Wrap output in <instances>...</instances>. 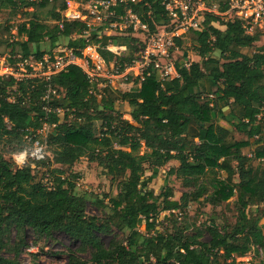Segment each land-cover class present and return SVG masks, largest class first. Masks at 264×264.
<instances>
[{"label": "trees", "instance_id": "trees-1", "mask_svg": "<svg viewBox=\"0 0 264 264\" xmlns=\"http://www.w3.org/2000/svg\"><path fill=\"white\" fill-rule=\"evenodd\" d=\"M203 2L218 13L229 9L228 0ZM66 10L67 0H0V49L21 57L10 61L17 64L31 57L54 58L58 43L67 39V48L79 56L90 44L100 45L102 58L121 71L136 59L142 37L106 36L100 34L104 27L86 35L87 25L67 20ZM115 10L118 16L131 10L153 34L170 23L160 0ZM5 13L8 18L1 20ZM20 13L26 20L16 26L17 40L11 42L10 22ZM223 21L207 13L202 31L176 39L177 46L187 40L202 64L177 63L180 78L169 81L161 82L157 75L142 83L131 79L137 88L130 92L92 86L76 66L50 80H0V140L26 149L25 138H32L30 147L45 124L55 126L46 140L50 156L38 164L47 184L36 180L35 170L18 168L0 152V249L7 248L5 237L12 229L20 239L15 258L0 254V264H21L27 230L46 239L63 233L79 243L66 264H87L78 254L88 252L92 264H240L254 248L264 250V212H249L264 205V45L251 55L244 53L256 48L262 35L248 34L241 21ZM46 42L49 51L43 48ZM110 44L125 46L127 52L118 57L105 50ZM216 53L222 62L213 58ZM118 101L132 109V122L116 109ZM47 104L50 113L44 110ZM250 147L252 158L244 154ZM84 158L98 164L117 186L116 196L105 195L110 205L94 199L99 209L109 210L105 218L90 216L87 196L77 193L81 176L73 168ZM171 162L179 166L168 178L176 177L188 189L180 201L173 200L171 188L160 195L150 188ZM198 203L215 209L231 204L234 224H216L214 218L204 229L197 226L187 211ZM166 212L173 230L153 236ZM143 223L148 235L139 230ZM103 236L112 238L108 246Z\"/></svg>", "mask_w": 264, "mask_h": 264}, {"label": "built area", "instance_id": "built-area-1", "mask_svg": "<svg viewBox=\"0 0 264 264\" xmlns=\"http://www.w3.org/2000/svg\"><path fill=\"white\" fill-rule=\"evenodd\" d=\"M139 1L141 0H67V10L64 13L69 21L85 23L88 28L86 35L104 27V31L100 34L106 36H115L119 31L120 33L127 31L129 35L140 39L142 37V45L140 42L137 44L138 57L125 71H121L114 63H108L102 58L99 53L100 45L90 44L81 51L80 56L74 50L67 48L55 53L54 58L46 55L41 60L31 57L17 64H12L10 61L2 62L4 64H0V80L11 78L17 82L27 79L50 80L54 75L67 73L70 67L76 66L83 70L90 84L99 89L121 90L120 82L128 83L131 79H139L142 83L151 75H157L159 80L164 82L180 78L177 64L172 60V52L177 49L176 39L191 30L202 31L207 13L219 15L225 22L241 21L250 35L256 34L259 29H264V0H228L229 9L224 13H218L216 8H211L202 0H160L170 23L160 26L153 34L148 25L143 24L131 10L127 11L125 16L117 15L115 9L120 5L136 4ZM74 8L77 10L73 11ZM81 8L85 9L80 11ZM12 34L11 42H14L17 40V29ZM105 50L121 57L127 52V47L110 44ZM51 93L52 91L49 90L45 97L46 101L49 100ZM44 110L47 113L51 112L49 104ZM58 112L62 111L58 110ZM54 127L45 124L41 129L42 132L40 130L37 134L40 132L44 134L48 128ZM34 138L31 147L13 155V163L20 169L27 166L33 169L50 156L46 141L48 134L44 140H39L35 135ZM243 260V258L239 259L238 262L243 264Z\"/></svg>", "mask_w": 264, "mask_h": 264}, {"label": "rangeland", "instance_id": "rangeland-1", "mask_svg": "<svg viewBox=\"0 0 264 264\" xmlns=\"http://www.w3.org/2000/svg\"><path fill=\"white\" fill-rule=\"evenodd\" d=\"M199 1V0H197ZM203 1V0H202ZM85 9V8H84ZM83 8L79 9L80 11L84 10ZM76 11L77 8L72 9ZM8 18L7 13L1 15V20ZM222 18V17H221ZM26 19L22 13L18 14L17 16L12 17L10 25L13 26V31L16 30V26L19 23L24 22ZM223 20V19H222ZM224 22V21H223ZM220 30L223 31L224 26H221L220 23L216 24ZM124 31L123 33L117 32L115 36H128L129 34ZM257 34L262 35L260 42L256 45L254 49L244 50L246 54H253L259 47L264 45V29H259ZM68 40L63 39L61 40L57 47L54 49V54L60 51H64L67 49ZM99 46V45H97ZM177 46V45H176ZM44 50H50V43L46 42L43 44ZM172 60L175 64L181 63L184 66H190L192 63H201L203 60L198 57L196 52H194L192 45L187 41H183L182 45H178L177 49L173 50L172 52ZM138 57V54L135 55ZM15 56L12 55L10 49L1 48L0 49V64H4L8 60L14 61ZM11 58V59H10ZM213 58L220 60L222 62L221 56L219 54H214ZM4 62V63H2ZM212 68V66H209ZM121 84V91L123 92H130L137 88V84L135 82H120ZM206 98V95L203 96ZM116 109L124 116V119L130 120V113L132 109L129 107L127 103H123L118 101L116 103ZM132 122V121H131ZM222 125H226L224 121H221ZM100 124L98 125V128ZM54 128L49 129L48 131L42 134V130L39 134H35L36 138L39 140L46 139V136L53 131ZM239 140H247L245 136H238ZM32 142L31 137L25 138V148H29L28 146ZM31 147V146H30ZM25 149H21V147L16 143L12 142L9 143L8 139L5 138L4 140H0V152L3 153L4 157L7 160L13 162V155L23 152ZM145 149L142 150L144 152ZM244 153L246 155L253 156L254 155V147L244 149ZM177 162H171L166 167L160 169L159 176L153 183L150 185V188L154 190L156 195H160L166 191L167 188H171L174 193V201H180L182 195L188 191L182 185V182L177 180L176 177H169V171L178 166L175 165ZM36 174V180L42 181L44 183H48V179L46 178L45 170L39 166H35L33 168ZM73 171L77 174H80L81 179L78 181L77 185V193L81 195H86L89 200V207H88V214L90 216H96L99 218L107 217L109 210L99 209L95 204H93L94 199L96 200H104V202L108 205L109 200L105 198V195L110 197L116 196L118 194L117 186L111 183V179L105 175L103 169L98 166V164L90 163L88 159H82L78 164L75 165ZM151 172L148 171L146 173V177H149ZM193 191V190H191ZM230 205H224L222 208H213L211 206H207L204 203L194 204L191 208L188 209V217L192 219L197 226H202L204 229L205 227L209 226L212 223V219L218 218L216 220V224H225L230 223L234 224L236 218V211L230 209ZM264 208V207H262ZM233 209V208H232ZM253 210V207L250 208ZM264 212V209H263ZM169 217V212L162 213L159 218V222L157 224L156 230L152 233L153 236L157 235L158 233H166L173 230L172 223L167 220ZM181 222V221H180ZM140 232L144 235H148L146 232V224L139 228ZM25 246L21 249L20 256L18 260L21 264H66L68 261V256L73 253L77 252L79 249V243L73 241L69 236L63 233H56L52 238H39L37 235L33 233L32 230H27L25 232ZM111 237L103 236V241L106 246L109 245L111 241ZM119 241H125V236L123 234H118ZM210 240L209 234H204V241L207 242ZM5 241L7 244V248L4 250L0 249V254L4 258L7 259H14V247L19 245L20 239L18 237V233L12 229L5 237ZM262 251V252H261ZM87 264H92L91 262V254L90 252L82 254H78ZM243 264H259L260 262L264 261V250L260 248H254L251 253H249L246 257L243 258Z\"/></svg>", "mask_w": 264, "mask_h": 264}, {"label": "crops", "instance_id": "crops-1", "mask_svg": "<svg viewBox=\"0 0 264 264\" xmlns=\"http://www.w3.org/2000/svg\"><path fill=\"white\" fill-rule=\"evenodd\" d=\"M223 28H225V27H223ZM16 29H17V27H16ZM226 30V28L225 29H223V31H225ZM3 48H6V49H8L7 47H3ZM2 48V49H3ZM10 51H11V49H10ZM11 59V58H10ZM8 61H11V60H8ZM245 154V153H244ZM246 155V154H245ZM249 158H252L253 156H250L249 154L247 155ZM175 165H178L179 166V163H177V164H175ZM178 166H176V167H178ZM262 207H264V205H261L260 207H253V210H251V209H249V212L251 213V214H257V209H259V210H263L264 208H262ZM261 222H260V226H261V228H262V230H263V234H264V216H261Z\"/></svg>", "mask_w": 264, "mask_h": 264}]
</instances>
